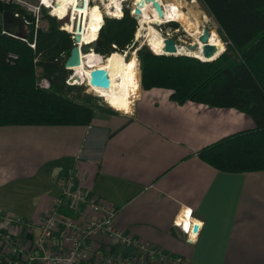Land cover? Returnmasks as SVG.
<instances>
[{
	"label": "crops",
	"instance_id": "1",
	"mask_svg": "<svg viewBox=\"0 0 264 264\" xmlns=\"http://www.w3.org/2000/svg\"><path fill=\"white\" fill-rule=\"evenodd\" d=\"M140 89L130 108L97 109L87 125L0 126V210L37 219L62 188L81 186L116 208L120 231L184 264H264V171L222 172L197 156L251 118ZM189 210L202 222L191 240L172 225Z\"/></svg>",
	"mask_w": 264,
	"mask_h": 264
},
{
	"label": "trees",
	"instance_id": "2",
	"mask_svg": "<svg viewBox=\"0 0 264 264\" xmlns=\"http://www.w3.org/2000/svg\"><path fill=\"white\" fill-rule=\"evenodd\" d=\"M199 2L225 43V50L214 60L156 54L146 44L139 45L134 40L137 20L129 8L123 9L121 18H104L95 35L94 51L103 56L134 51L143 90L167 89L171 90L169 99L177 104L191 101L247 115L253 128L209 143L197 151V156L222 172L264 171V0ZM8 9L12 8L0 5V12ZM25 16L29 23L22 25L17 36L34 41V50L27 42L0 33V126L89 124L95 110L105 107L98 104V97L85 92V86L66 82L70 70L65 68V61L73 45L65 29L67 21L44 13L46 27L34 32L33 18ZM166 25L179 28L177 22ZM8 52L18 58L8 62ZM41 79L48 87L39 85ZM7 257L1 255L0 264L16 260Z\"/></svg>",
	"mask_w": 264,
	"mask_h": 264
},
{
	"label": "built area",
	"instance_id": "3",
	"mask_svg": "<svg viewBox=\"0 0 264 264\" xmlns=\"http://www.w3.org/2000/svg\"><path fill=\"white\" fill-rule=\"evenodd\" d=\"M121 2V9H124L122 4L126 1ZM56 4L57 0H0L1 6L13 8L9 10L14 16L21 18L22 25L29 23L25 14L31 16L34 32L38 27L44 26V13L61 19L53 11ZM88 4L101 3L99 0H88ZM133 4L129 13L134 16ZM78 5H82L81 1ZM105 17L103 16V19ZM65 18L71 24L75 23L74 30L68 32L72 33L70 37L73 41L80 22L83 27L84 16L82 15L81 19L80 15L70 14ZM1 28V34L27 42L24 37L11 34L2 26ZM27 44L32 50L36 47L34 41ZM17 58L15 53L6 54L8 62H14ZM39 85L48 87L49 84L45 79H41ZM116 212L111 203L98 198L91 190L81 186L73 189L62 188L60 194L51 199L48 211L37 219L28 220L0 210V254L16 258L15 262L10 261L9 264H28L31 261L40 264H152L154 261L158 264L185 263L180 256L169 255L159 247L120 231L115 225ZM188 213L189 211L181 213L177 218L181 216L185 220L180 222L176 218L172 225L184 226L187 240H191V237L198 233V224L201 225L202 222L192 221L191 210V214ZM195 225L198 229L194 232ZM28 236L34 238L30 239ZM100 240L107 242L108 249L104 252L99 251ZM113 245L125 247L127 252H112Z\"/></svg>",
	"mask_w": 264,
	"mask_h": 264
},
{
	"label": "bare ground",
	"instance_id": "4",
	"mask_svg": "<svg viewBox=\"0 0 264 264\" xmlns=\"http://www.w3.org/2000/svg\"><path fill=\"white\" fill-rule=\"evenodd\" d=\"M79 1H81L82 5H78ZM99 1L101 3V7H97L98 5L95 4L89 5L88 0H57V4L55 5L53 11L54 13L63 12L61 16L58 15L61 17V20H64L67 15L70 16V14L71 16L80 15L81 19L83 15L84 24L81 29V40L82 42L86 43L93 42L96 39H92V37L93 35L99 33L100 26L104 20V14L121 18L123 15V10L121 9L120 2L125 0ZM137 1L139 0H132L134 4ZM158 2H160V4L161 2L164 4L165 8H163L161 5L164 13L163 17L161 18L157 15V12L153 8L152 4L143 3L142 7L140 8L141 14L138 15L137 18L139 21V30L137 32L140 33L143 29L147 30V33L144 35L145 40L147 43H149V46L154 52L161 53L164 38L158 31L151 27V24H161L167 20L180 22L189 32V34L194 37V42H192V44L198 42L200 51L189 52L188 49L184 47V45H177L178 53L189 55L192 54L194 56L203 58L202 55L205 44L199 42L197 38L201 33L199 21L197 19L192 20L189 18L186 12L182 9L183 5L180 0H168L167 2L158 0ZM192 13L194 12L192 11ZM74 28L75 23L71 24L67 21V24L65 25L66 31L70 32L74 30ZM70 34L72 35V33ZM207 41H209V45L216 47L217 53L223 51L222 41L215 30H210ZM80 57V65L71 67V70L75 71L74 75L77 77V81L85 83L91 91L95 92L100 97H103V99H105V101L108 102V104H110L113 108L122 110L124 108H130L133 105L135 100V73L131 63L123 64V61H115L114 59L106 60L103 56L95 53L91 49L86 54H81ZM98 67L105 68L109 72L110 87L108 89L95 88L89 84V73L92 69ZM183 219L184 217H182V220ZM177 221H179V218Z\"/></svg>",
	"mask_w": 264,
	"mask_h": 264
},
{
	"label": "water",
	"instance_id": "5",
	"mask_svg": "<svg viewBox=\"0 0 264 264\" xmlns=\"http://www.w3.org/2000/svg\"><path fill=\"white\" fill-rule=\"evenodd\" d=\"M143 3H151L153 8L156 10L157 15L159 17H163V9L161 7L160 2L158 0H139L135 2L134 6V18L137 19L138 15L141 14L140 8L142 7ZM0 26H2L5 30L9 31L13 35H18L21 27H22V20L20 17H16L12 14L11 10H5L0 12ZM81 22L77 27V31L73 36V45L69 52V56L67 57L65 61V68L67 70H71V67L79 66L81 63V54H86L87 52L91 50H95L97 46V39L93 42H82L81 40ZM209 29H203L202 34H200L197 38L199 42H202L205 44L203 48V57H205L206 61H211L217 58L221 52L217 53L216 47L211 46L208 44V36H209ZM194 42V41H193ZM149 46V43H147ZM188 51H200V46L197 43H189L187 44ZM225 49V46H224ZM123 53L125 51H122ZM161 54H168V55H188V54H181L178 53L177 44L176 41L171 37H165L163 40V48H162ZM193 52V51H192ZM193 56V55H192ZM198 57V56H195ZM89 84L95 88H102V89H108L110 87V75L108 70L105 68H94L89 73ZM100 97V96H99ZM102 98V97H100ZM106 103V102H105ZM107 104V103H106ZM108 105V104H107ZM109 106V105H108ZM111 109H114L113 107L109 106ZM198 226L195 225L193 227V231H197ZM28 264H40L36 261H31Z\"/></svg>",
	"mask_w": 264,
	"mask_h": 264
},
{
	"label": "rangeland",
	"instance_id": "6",
	"mask_svg": "<svg viewBox=\"0 0 264 264\" xmlns=\"http://www.w3.org/2000/svg\"><path fill=\"white\" fill-rule=\"evenodd\" d=\"M125 1L126 2L122 4L123 8H129L130 9L132 7V4H133L132 0H130V1L129 0L128 1L125 0ZM163 1L167 2L168 0H163ZM193 1H191V0H180V2L183 5L182 9L186 12V14L189 16V18L192 19V20L197 19L199 21V25H200V29H201V33L200 34H202L203 29H206V28L209 29V30L217 31L216 30L217 29V25H216L215 21L213 20V18L211 16H209V14L206 12L204 7L201 5L199 0H193ZM121 3H120V5H121ZM161 4H162V7H164V4L162 2H161ZM95 5H98L97 7L100 6L99 4H95ZM192 11L194 13H192ZM62 14H63V12H60V14H58V15L61 16ZM67 16H69V15H67ZM104 16L110 17L111 15L104 14ZM111 18H117L118 19L119 17L112 16ZM43 20H44V26L43 27H45V24H47V20H46L45 17L43 18ZM64 20H67V18H64ZM136 20H137V25L138 26H137V29H136V31L134 33V40L137 41L139 45H142V44H146L147 45V41L145 40V36H144L147 33V30L143 29L140 33H138L137 31L139 30V21H138V19H136ZM168 22H177V21L169 20ZM168 22L165 21V22H162L161 24H151V27H153L156 31H158L163 38L171 37V38H173L176 41L177 45H184V47L187 48V44L192 43L194 41V37H192L189 34V32L183 27V25L180 22H177L178 25H179V28H175L174 30L169 28L166 25ZM103 24H104V21H103ZM101 27H102V25H101ZM101 27H100V29H101ZM217 35L220 37V35L218 33H217ZM94 38H96L95 35H93L92 39H94ZM222 46H223V51H224L225 50L224 49L225 43L223 41H222ZM148 47L152 50V48L150 46H148ZM192 51H189V52H192ZM193 52H196V51H193ZM154 53H156V52H154ZM161 53H163V52H161ZM161 53H156V54H161ZM100 55L103 56L102 54H100ZM111 56H117L118 58H114V57H111ZM187 56H192V54L191 55L188 54ZM103 57L106 60L115 59L117 61H121V62L123 61V64H126L125 62H127V63H131L133 65V70H134V73H135V82H136V71L138 72V76H139V85L135 83V99H136V96L138 98V96H140V94H137V91L140 89L141 85H140V66L138 64L139 61H138V63L135 62V59H137L136 53L134 51L129 52L128 50H126V52H124V53L123 52H113L109 56H103ZM193 57H195V56L193 55ZM196 58H198L200 60H205L206 59L205 57H203V58L202 57H196ZM74 72L75 71L70 70V74H69L68 79H67L68 81H66L67 83L69 82V84H81V85L85 86V92L86 93H90L93 96H96V97L99 98L98 104H100L101 106H104V107H107L108 105L111 106L110 104H108V102L105 101V99H103V97L100 98L99 95H97L95 92L91 91L90 88L85 83L77 81L78 79L74 75ZM140 91H141V89L139 90V92ZM166 93H168V91ZM117 109H115V110H117ZM124 109H126V108H124ZM30 189H33V188L31 187ZM38 189H39V186L34 188V190H38Z\"/></svg>",
	"mask_w": 264,
	"mask_h": 264
},
{
	"label": "snow or ice",
	"instance_id": "7",
	"mask_svg": "<svg viewBox=\"0 0 264 264\" xmlns=\"http://www.w3.org/2000/svg\"><path fill=\"white\" fill-rule=\"evenodd\" d=\"M188 214H189V215L191 214V213H190V210H189V213H188Z\"/></svg>",
	"mask_w": 264,
	"mask_h": 264
}]
</instances>
